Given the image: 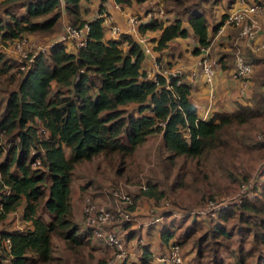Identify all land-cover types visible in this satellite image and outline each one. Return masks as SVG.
<instances>
[{"label": "trees", "instance_id": "trees-1", "mask_svg": "<svg viewBox=\"0 0 264 264\" xmlns=\"http://www.w3.org/2000/svg\"><path fill=\"white\" fill-rule=\"evenodd\" d=\"M83 1L90 0L0 1V36L5 42L24 34L52 33L63 12L72 26L88 25L84 46L69 51L64 42H56L38 53L25 72L17 68L16 60L0 52L5 96L4 103L0 102V264L50 263L54 236L72 250L76 264H88L83 250L89 259L96 237L74 215L71 196L74 170L82 162L99 156L117 177L125 178L124 168L132 163L136 148L149 135L160 132L166 151L159 158L163 175L172 177L170 191L179 195L190 182L209 183L212 168L206 164L212 154L230 158L242 149L244 136L264 128V81L252 94V101L202 117L189 98L191 85L182 75L148 78L142 66L146 57L135 37L126 33L105 38L104 17L85 19L88 8ZM115 1L129 5L142 0ZM170 1L175 14L172 21L155 14L142 21L136 15L141 20L139 31L160 29L153 46L160 51L171 40L187 37L190 29L197 42L192 51L198 54L211 42L205 6L208 3L211 8L218 0ZM253 1L264 4V0ZM241 55L252 72L264 60V54L249 49L247 56ZM259 140L264 142V138ZM145 183L137 197L164 196L165 189L158 182L147 178ZM85 186L79 187L84 190ZM253 194L256 196L251 198ZM238 205L237 215L234 206L216 211L209 218L218 222L194 236V254L200 262L207 254L210 264H223L224 257L217 255L222 238L229 237L223 222L234 217L244 222L240 226L251 234V244L246 247L242 237L229 252L228 263L264 264V184L259 190L255 184L249 185ZM14 211H20V226H10ZM192 219L177 236L175 222H162L160 238L165 250L173 243L181 249L186 237L192 238L198 228L195 220H199ZM125 222L119 221L121 228ZM130 234L131 230L127 237ZM182 256L184 259L183 252ZM153 260L150 246L143 244L137 261L123 259L118 264H157Z\"/></svg>", "mask_w": 264, "mask_h": 264}, {"label": "rangeland", "instance_id": "rangeland-1", "mask_svg": "<svg viewBox=\"0 0 264 264\" xmlns=\"http://www.w3.org/2000/svg\"><path fill=\"white\" fill-rule=\"evenodd\" d=\"M223 1L224 2L219 0V3H227V0ZM172 5V1L163 0V9L165 12H167V6ZM60 27L61 25L47 35L33 34L31 37H27L31 41L37 42L35 43L36 45H42L53 40L60 31ZM26 35L28 34H24V36ZM30 46L31 45H28L27 48H30ZM13 56L9 55L7 57L14 59ZM203 82L206 84L204 80ZM3 88L4 83L0 81L1 104L2 102L4 103L5 98ZM261 124L263 126V123ZM250 131L251 130H249V132ZM249 132L243 133V136L247 135ZM259 134H261V136H259ZM261 138H264V128H256L251 132V136L243 137L242 149L236 151V153L230 158H227L225 155L217 157L212 154L208 158L206 164L207 167L212 168L209 183L200 180L194 183L190 182L187 188L182 189V192L180 191L179 195L173 194L170 191L169 183L171 182L172 177L165 179L163 175L159 158L161 155L165 154L166 151L162 149L161 135L159 133L149 137L136 148L133 153L132 163L124 168V174L127 175L125 178L123 176L117 177L112 170L106 167L105 162L102 161L99 156L84 161L74 170L71 194L73 213L75 215L78 207L77 204L81 209V203L85 195H90L96 201L105 202L109 209L115 213H118V210L129 213L130 217H126L124 220L127 221L124 224V228H121L119 224V221L122 220L116 217L114 221L119 227V235L120 237L122 236V241L126 249L129 251L130 248V250L134 251L131 255L128 254L125 258L127 261L137 258V254L141 251V246L143 244H148L150 247H153L152 241H156V235H158L159 228L161 229L162 227V222H167L171 219L172 222L176 223L175 235H180L183 228L192 224L194 222L192 218L196 217L199 219L195 220L197 221V230L194 231L192 238H190V236H185L187 240L181 244V249L184 254L183 264H210L209 256H207V254L204 255L202 262H200V259L195 256L193 238L196 234H199L211 224L218 222V220L212 222L213 220L209 218L212 216V214L206 210L209 200L223 201L225 203L224 207L230 206L231 208L234 206L233 209H235V215H237L238 210L240 209L238 204L243 200L244 195L238 193L239 184L242 182H250V185L255 184L256 189L258 190L263 186L264 142L259 140ZM97 164L98 167L96 166ZM147 178L158 182L159 187L165 189V194L161 198H154L152 205L149 206L147 219L141 224V226L140 222H142L141 219H143V215H139L136 212L134 213V208L137 199L136 194L140 191L139 184L146 182ZM85 181H88V183H85ZM80 184H86L84 190L80 189ZM114 190L128 193L132 198V203L124 202L120 197L113 193ZM254 195L255 194H253L251 198L256 196ZM13 215L15 216L10 217V226H17V224L14 223V217L15 221L17 217L19 218V211H14ZM156 217L158 218L156 219ZM78 218V220L82 222L81 215ZM223 223L229 232V237L222 238V244L219 248L220 251L217 252V255L218 257H224L223 264H229V252L237 248L239 240L242 237L245 246H249L251 244V234L248 230L243 232L244 228L240 225H244V222H241L238 218H229ZM6 224L7 223H5V225ZM177 226L180 227L177 228ZM130 230L131 237H127L126 234ZM91 243H93L94 248L89 259L86 249L83 250V254L85 253L87 258V263L104 264L105 260L112 254V250L107 246L105 247L99 241H92ZM164 250H155V253H157L154 256L155 263L158 264L157 256L164 255L167 252V250ZM74 257L72 250L64 244V241L61 238L54 236L53 258L50 263L46 264H76ZM250 261L252 262V260ZM135 264L138 263L136 262Z\"/></svg>", "mask_w": 264, "mask_h": 264}, {"label": "crops", "instance_id": "crops-1", "mask_svg": "<svg viewBox=\"0 0 264 264\" xmlns=\"http://www.w3.org/2000/svg\"><path fill=\"white\" fill-rule=\"evenodd\" d=\"M222 2L224 1L222 0ZM222 2L219 3L218 0L211 8H208V3L205 6L208 20L207 32L211 38L208 49L219 61V68L216 71L214 82L211 86L203 82L204 79L199 73H197L194 78L188 75L189 72L192 71L193 66H195L197 58L201 55V53L194 54L192 51L197 45V42L189 28L187 37H177L169 42L168 47L160 51L155 50L158 60L165 62L169 69L181 67L183 80L189 82L191 85L189 98L196 106L197 114L202 117H207L214 111H232L238 103L252 101V94L260 90L262 87L261 82L264 81V60L259 61L258 64H256V68H253V72L247 79V88L242 93L240 92V87L243 81L236 78L233 74L234 61L237 54H244L247 56L248 49L255 54H264V49L260 47V44L264 41V8L262 14L258 17V34L256 39L251 43H246L244 39L238 36L236 28L226 23L227 14L238 9L241 4L237 0H227L226 4ZM115 3V0H90L89 2H82L83 7L88 8L87 12L83 15L85 19H93L97 16L104 17L103 25L105 38H117V36H110L109 25L114 24L121 29H126L128 26L127 19L130 15H137L142 21H147L151 18L150 11H152L158 18L165 21H172L175 18L172 6H167V12L163 9V0L133 1L129 5L119 3L120 8H116L114 6ZM101 7H103V11H101ZM160 8L163 9L162 13L159 12ZM100 12H102V14H100ZM67 22L68 17L63 12L60 20V31L54 39L58 38L63 29L62 26ZM184 25L187 27L185 22ZM159 34L160 29H147L142 33L152 46H155ZM32 35L33 34H28L26 36L31 37ZM64 44L67 50H76L71 42H65ZM124 46L125 44L123 43V47ZM142 66L143 69H149L151 64H148V60L146 59L143 61ZM211 94L212 96L210 97ZM157 133L161 135L160 132H156L149 135L148 138ZM153 201L154 197H147L145 195L137 197L134 213L136 212L139 215H143V219H141L142 222L139 221L140 225L147 219L149 206L152 205ZM77 206L75 215L79 217L81 209L78 204ZM15 224H17V226L22 224L20 217L16 218ZM160 233L161 229L159 228L156 241H152L153 247H150L153 256L157 254L155 253L156 249L157 251H161L164 250L166 246L161 242ZM92 241H99L105 247L107 246L100 239L93 238ZM129 252V255H131L134 251L129 248ZM140 253L141 251L137 254L136 259L131 260L136 261ZM153 261L155 263V258Z\"/></svg>", "mask_w": 264, "mask_h": 264}, {"label": "built area", "instance_id": "built-area-1", "mask_svg": "<svg viewBox=\"0 0 264 264\" xmlns=\"http://www.w3.org/2000/svg\"><path fill=\"white\" fill-rule=\"evenodd\" d=\"M237 1L241 6L227 14L226 23L236 28L238 36L244 39L246 43H251L257 37L258 17L262 14L264 7L261 3L256 1ZM114 6L120 8L118 2H116ZM159 12L162 13L163 9L160 8ZM150 13V16L154 14L152 11H150ZM127 21L128 26L126 29H121L117 25L110 24V36L116 37L120 34L129 33L135 37L142 46L148 64H151L149 69L144 68L148 78L155 79L156 75H163L166 78L169 76H180L182 74L181 67L169 69L165 62L158 60L155 49L138 29L141 20L136 15H130ZM87 32L88 25L86 23L81 27H74L67 22L64 24L58 38L50 40L48 43L42 45H36L35 43L37 42L31 41L27 36H22L9 42L3 41L0 36V52H5L7 56L14 55L13 57L18 65L17 68L25 72L31 66L38 53L47 51L56 42H71L75 48L84 46ZM28 45H31L30 48H27ZM260 47L264 49V41L260 44ZM199 53H201V55L197 58L195 66H193L192 71H190L188 75L194 78L197 73H199L202 75L206 84L211 86L214 82L216 71L219 68V61L215 55L210 53L208 47L201 48ZM251 73V64L247 62L241 54H237L234 61L233 74L236 78L243 81L240 87L241 93L247 88V78ZM261 91L264 94V86L261 88ZM211 96L212 94L210 97ZM39 129L42 130L43 127ZM259 136H261V134H259ZM249 185L250 182L240 183L238 186V193L240 195L244 194ZM139 188H146V183L139 184ZM113 193L124 202L132 203V198L128 193L119 190H114ZM224 204L223 201L211 199L206 206V210L213 215L216 211L224 207ZM80 213L83 225L90 227L93 236L101 239L112 250V254L105 260L104 264H118L119 261L128 256L129 251L123 244L122 238L114 226V221L116 217L124 221L126 217H130L129 213L120 210H118V213H115L109 209L105 202L96 201L90 195L84 196ZM157 218L158 217H156V219ZM5 242L7 246H9L10 241L8 237L5 239ZM157 259L165 264H183L182 252L179 245L176 243H173L164 255L157 256Z\"/></svg>", "mask_w": 264, "mask_h": 264}]
</instances>
